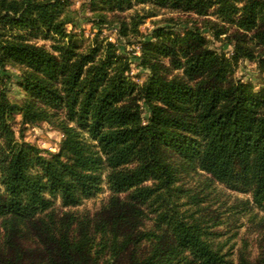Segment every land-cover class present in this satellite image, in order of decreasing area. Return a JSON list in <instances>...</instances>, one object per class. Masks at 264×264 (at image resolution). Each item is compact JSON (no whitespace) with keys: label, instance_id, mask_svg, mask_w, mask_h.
I'll list each match as a JSON object with an SVG mask.
<instances>
[{"label":"trees","instance_id":"16d2710c","mask_svg":"<svg viewBox=\"0 0 264 264\" xmlns=\"http://www.w3.org/2000/svg\"><path fill=\"white\" fill-rule=\"evenodd\" d=\"M86 2L87 20L115 24L117 41L68 29L77 12L67 0H0V264H226L210 225L183 209L189 196L207 206L182 180L204 172L264 212V87L234 75L241 60L263 62L264 0ZM136 5L202 24L141 34L142 16L125 15ZM136 37L141 83L119 47ZM8 66L22 102L8 98ZM16 116L61 131L58 151L17 140ZM103 183L97 209H65ZM259 225L258 253L239 250L236 264H264V216Z\"/></svg>","mask_w":264,"mask_h":264},{"label":"rangeland","instance_id":"374dc122","mask_svg":"<svg viewBox=\"0 0 264 264\" xmlns=\"http://www.w3.org/2000/svg\"><path fill=\"white\" fill-rule=\"evenodd\" d=\"M70 4L71 11L77 12L75 25H68V29H72L81 33L85 38H93L94 34L99 31V37L104 40L117 41L116 25L98 27L87 20L90 17L86 0H67ZM137 13L142 16V22L139 24L141 34H148L154 27L158 25H167L171 21H179L180 28L186 26V20L197 26H201L202 18L194 15H181L179 13L169 12L165 9H154L150 6L136 5L132 10L126 12L125 15ZM220 23V22H219ZM206 33V32H205ZM207 37L212 41L213 48L219 50L223 47L228 54L231 53V46L223 45L220 40L212 37L211 33H206ZM119 47L126 55L131 57L133 61L130 66L129 75L133 81L141 83L147 74V69L137 66L135 55L140 54L141 43L137 37L132 40V43H127L124 38L120 39ZM39 45L49 47V41L36 39L34 40ZM7 72L11 78L8 81V98L12 102H22L24 92L18 83V70L15 67H7ZM236 78L252 83L255 89L264 87V59L263 62L241 60L235 68L234 73ZM15 137L19 140L20 134L23 135L25 141L34 144L43 150L46 157H50V153L58 151L63 133L46 122L35 125L26 124L22 126L20 117L16 116L13 124ZM182 185L190 189V193L200 192V197L203 199L202 205L207 206L205 209L196 210L192 202L196 199L192 196L185 198L183 209L187 210L188 214L193 217H199L205 224L210 225V229L215 232L214 242L217 247H221L223 253H226V264H236L239 250H244L253 258L259 250L261 237V226L259 220L264 216V212L254 207L250 202L248 194L236 192L227 189L225 186L212 182L209 176L204 172L191 174L189 177H184ZM208 186V187H206ZM109 190L105 183L102 184V189L94 197L84 199L82 203L76 207L65 208L73 210L94 211L103 201L107 199ZM57 200L56 204L59 205Z\"/></svg>","mask_w":264,"mask_h":264}]
</instances>
